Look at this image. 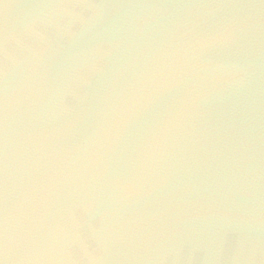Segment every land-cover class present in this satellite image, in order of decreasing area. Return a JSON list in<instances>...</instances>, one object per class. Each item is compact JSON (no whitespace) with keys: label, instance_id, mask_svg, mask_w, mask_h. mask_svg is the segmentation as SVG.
I'll return each instance as SVG.
<instances>
[{"label":"water","instance_id":"1","mask_svg":"<svg viewBox=\"0 0 264 264\" xmlns=\"http://www.w3.org/2000/svg\"><path fill=\"white\" fill-rule=\"evenodd\" d=\"M0 264H264V0H0Z\"/></svg>","mask_w":264,"mask_h":264}]
</instances>
